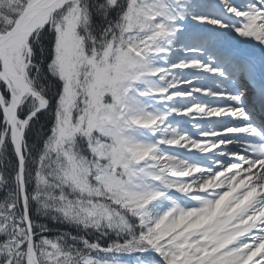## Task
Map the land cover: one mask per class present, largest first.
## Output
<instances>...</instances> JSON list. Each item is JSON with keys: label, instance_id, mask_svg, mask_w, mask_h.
<instances>
[{"label": "snow or ice", "instance_id": "obj_1", "mask_svg": "<svg viewBox=\"0 0 264 264\" xmlns=\"http://www.w3.org/2000/svg\"><path fill=\"white\" fill-rule=\"evenodd\" d=\"M225 29L264 59V0H0V264H264V120Z\"/></svg>", "mask_w": 264, "mask_h": 264}, {"label": "rangeland", "instance_id": "obj_2", "mask_svg": "<svg viewBox=\"0 0 264 264\" xmlns=\"http://www.w3.org/2000/svg\"><path fill=\"white\" fill-rule=\"evenodd\" d=\"M212 27L210 26V29ZM187 29L190 31L198 32V33H208L212 32L211 30L209 31L207 28L204 29L203 26H198L189 23L187 25ZM213 30V29H212ZM219 32H216V41H215V46L219 48H224L225 52L232 53L235 57H237L239 60H248L254 65V74L251 79L255 78L256 80L263 79L264 80V59H262V53L259 48L255 47L256 42L255 41H250V38H242L239 37L236 33L231 32L229 30H216ZM205 53L207 54V50H205ZM183 56V53L180 52L179 50L173 52L172 56L169 57V62H175L176 59L180 58ZM206 59L205 57H202ZM256 67L258 70L261 71L262 76L258 74V71L256 70ZM180 75L182 79L184 78H195L196 82L199 81L200 86H207L213 84L214 78L209 77L205 74L202 73H195V72H184V73H177ZM204 83H202V82ZM248 82L246 89V97L244 98V104L247 107L250 102V95L252 97L255 94V90L253 88V85L255 83H252L251 81L246 80ZM221 87H227L228 86V81L226 80H220L219 81ZM229 90H234L229 88ZM247 109V108H246ZM248 111V110H247ZM179 119V124L181 128L189 127L188 123L186 120H183L182 118Z\"/></svg>", "mask_w": 264, "mask_h": 264}, {"label": "bare ground", "instance_id": "obj_3", "mask_svg": "<svg viewBox=\"0 0 264 264\" xmlns=\"http://www.w3.org/2000/svg\"><path fill=\"white\" fill-rule=\"evenodd\" d=\"M204 27V29H208L209 31L211 30V31H213L212 30V28L210 29V26H203ZM216 32H219V31H216ZM221 49V51H225V49L224 48H220ZM255 81L254 82H252V83H256V79H254ZM202 82V81H201ZM197 83H199V81L197 82ZM202 83H204V82H202ZM240 83H241V81H240ZM241 84H243V83H241ZM244 85V84H243ZM256 92H255V94H254V98H256L259 102L258 103H261V106H263L264 105V91H263V89L261 90V89H258L257 90V88H255L254 89ZM251 100H253V98H252V95H250V97H249Z\"/></svg>", "mask_w": 264, "mask_h": 264}, {"label": "trees", "instance_id": "obj_4", "mask_svg": "<svg viewBox=\"0 0 264 264\" xmlns=\"http://www.w3.org/2000/svg\"><path fill=\"white\" fill-rule=\"evenodd\" d=\"M70 231H73V229H69Z\"/></svg>", "mask_w": 264, "mask_h": 264}]
</instances>
